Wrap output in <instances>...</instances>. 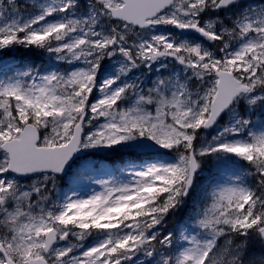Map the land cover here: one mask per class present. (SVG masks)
<instances>
[{
	"label": "snow or ice",
	"instance_id": "1",
	"mask_svg": "<svg viewBox=\"0 0 264 264\" xmlns=\"http://www.w3.org/2000/svg\"><path fill=\"white\" fill-rule=\"evenodd\" d=\"M0 264H264V0H0Z\"/></svg>",
	"mask_w": 264,
	"mask_h": 264
}]
</instances>
